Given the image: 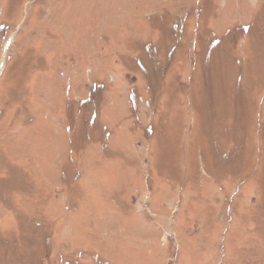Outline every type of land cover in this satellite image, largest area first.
Here are the masks:
<instances>
[{
	"label": "rangeland",
	"instance_id": "374dc122",
	"mask_svg": "<svg viewBox=\"0 0 264 264\" xmlns=\"http://www.w3.org/2000/svg\"><path fill=\"white\" fill-rule=\"evenodd\" d=\"M0 264H264V0H0Z\"/></svg>",
	"mask_w": 264,
	"mask_h": 264
},
{
	"label": "bare ground",
	"instance_id": "6f19581e",
	"mask_svg": "<svg viewBox=\"0 0 264 264\" xmlns=\"http://www.w3.org/2000/svg\"><path fill=\"white\" fill-rule=\"evenodd\" d=\"M249 34H251V32H250ZM249 34H248V35H249ZM222 46H223V44L221 43V45H220L216 50L218 51V49H220ZM215 52H216V51H215Z\"/></svg>",
	"mask_w": 264,
	"mask_h": 264
}]
</instances>
